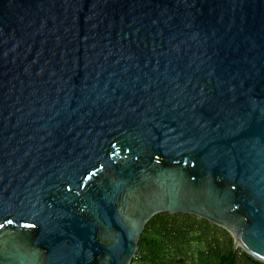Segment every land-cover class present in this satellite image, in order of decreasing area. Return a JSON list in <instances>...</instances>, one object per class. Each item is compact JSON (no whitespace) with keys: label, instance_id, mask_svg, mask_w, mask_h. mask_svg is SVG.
<instances>
[{"label":"water","instance_id":"water-1","mask_svg":"<svg viewBox=\"0 0 264 264\" xmlns=\"http://www.w3.org/2000/svg\"><path fill=\"white\" fill-rule=\"evenodd\" d=\"M161 213L264 263V0H0V264H131Z\"/></svg>","mask_w":264,"mask_h":264},{"label":"trees","instance_id":"trees-1","mask_svg":"<svg viewBox=\"0 0 264 264\" xmlns=\"http://www.w3.org/2000/svg\"><path fill=\"white\" fill-rule=\"evenodd\" d=\"M225 229L188 214L161 213L146 226L131 264H264Z\"/></svg>","mask_w":264,"mask_h":264}]
</instances>
